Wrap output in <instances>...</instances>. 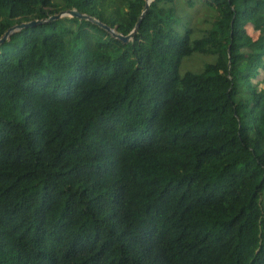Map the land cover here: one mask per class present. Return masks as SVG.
I'll return each instance as SVG.
<instances>
[{
    "label": "trees",
    "instance_id": "obj_1",
    "mask_svg": "<svg viewBox=\"0 0 264 264\" xmlns=\"http://www.w3.org/2000/svg\"><path fill=\"white\" fill-rule=\"evenodd\" d=\"M112 2L0 0V36L70 7L127 34L145 0ZM194 51L215 59L180 74ZM261 82L264 0H151L126 41L78 16L12 32L0 264H264Z\"/></svg>",
    "mask_w": 264,
    "mask_h": 264
},
{
    "label": "rangeland",
    "instance_id": "obj_2",
    "mask_svg": "<svg viewBox=\"0 0 264 264\" xmlns=\"http://www.w3.org/2000/svg\"><path fill=\"white\" fill-rule=\"evenodd\" d=\"M60 1V0H57ZM117 0H114V2L111 3L112 6H115ZM189 10V13L187 11ZM178 11L179 14L183 17L184 19H188L189 23L193 26H196L194 30V36H198L201 34V31L199 30V27L197 26H202L204 25L201 20H200V15L195 14L193 7H189L185 3L178 2ZM70 16L68 13H64L63 17H68ZM205 27V26H203ZM202 28V27H201ZM247 31L250 33L252 36H256L258 34V28L255 27L252 24H247L246 25ZM110 33V32H109ZM111 36L116 37L110 33ZM215 59V54L213 53H204V52H198L194 51L189 55H185L180 63L179 66V73L183 74L186 70H192V71H200L202 70L203 66L205 63L213 61ZM259 74L253 78L254 81L259 80L262 77V69H259ZM260 86L264 85V82H261L259 84Z\"/></svg>",
    "mask_w": 264,
    "mask_h": 264
},
{
    "label": "water",
    "instance_id": "obj_3",
    "mask_svg": "<svg viewBox=\"0 0 264 264\" xmlns=\"http://www.w3.org/2000/svg\"><path fill=\"white\" fill-rule=\"evenodd\" d=\"M150 1L151 0H145L144 8L142 9V11H141V13H140L135 25L133 26L131 31H129L127 34H122L121 32L116 31L114 27L109 26L108 24H106L105 22H102L101 20H99L98 18H96L93 15H90V14L85 13V12H81L78 9H76L75 7H70V8L62 9V10L58 11L57 13L50 15L47 18H33V19H30V20H26V21L16 22V23L10 25L3 32V34L0 36V42L5 40L6 38H8L9 35L12 32H14L15 30L20 29L21 27L32 26L34 24L41 23V22H43V21H45L47 19L61 17V16H63L64 13H68L70 16H78L80 18L89 19L92 22L98 24L99 26L105 28L108 32H110L112 35L116 36L117 38H119V39H121L123 41H126L132 36V34L136 30V28L139 26L141 18L143 17L144 12L147 9Z\"/></svg>",
    "mask_w": 264,
    "mask_h": 264
}]
</instances>
